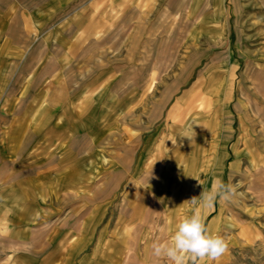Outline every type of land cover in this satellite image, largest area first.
<instances>
[{"label": "rangeland", "instance_id": "1", "mask_svg": "<svg viewBox=\"0 0 264 264\" xmlns=\"http://www.w3.org/2000/svg\"><path fill=\"white\" fill-rule=\"evenodd\" d=\"M55 11L54 17H42L37 28L30 19L26 22L27 18L12 17L0 42L7 39L9 45L26 49L13 62L46 65L69 51L71 66L65 77H70L65 84L76 93L85 88L95 93L97 75L112 79L109 90L118 95L124 113L109 116L91 143L84 138L76 141V153L89 155L94 161L93 194L105 188L118 190L125 207L139 202L140 221L153 222L156 238L164 239L174 234L173 224L180 214L184 217L198 210L205 218L212 211L200 206L203 190L211 191L218 181L231 185L235 190L232 198H217L215 202L219 207L215 233L227 241L228 248L211 264H264V166L253 168L242 161L237 168L227 169L226 182L222 169L225 154L218 149L213 165L211 148L202 135L214 122L201 112L211 108V98L217 111L227 109L231 99V24L242 36L247 33V37L264 41V0H61ZM47 29L56 32L49 42L41 37ZM202 90L208 96L203 97ZM133 92L140 95L134 106L130 100ZM251 108L258 109L254 103ZM196 111L186 121L182 141L171 152L177 158L172 157L173 164L167 169L178 170L177 174L171 180L156 181L155 204L145 205L141 195L147 181H129L133 134L146 131L163 117L170 125ZM226 115L230 126L231 117ZM248 120L264 145V117ZM250 153L252 162L259 164L258 157ZM104 172L108 175L99 180ZM193 197H197L196 205L190 202ZM168 222L173 226L171 231L163 230V223ZM0 249V253L5 252ZM149 264L168 262L155 259Z\"/></svg>", "mask_w": 264, "mask_h": 264}, {"label": "crops", "instance_id": "2", "mask_svg": "<svg viewBox=\"0 0 264 264\" xmlns=\"http://www.w3.org/2000/svg\"><path fill=\"white\" fill-rule=\"evenodd\" d=\"M60 3L61 0H0V40L12 17L27 18L26 22L30 19L37 28L42 17L57 15L54 10ZM234 20L239 21L237 17ZM55 33L47 29L41 37L49 42ZM241 34L231 24V99L227 109L217 111L209 96L211 108L201 111L214 122L204 128L202 135L211 148L213 165L218 149L225 154L222 169L226 182L227 169L237 168L242 161L253 168L264 166V145L248 120L264 117V41ZM25 52L22 46L9 45L7 39L0 42V247L5 251L0 253V264L153 262L155 224L140 221L139 202H130V207L121 204L123 195L118 190L105 188L93 194L94 161L89 155L76 153L77 139L91 143L109 116L124 113L125 106L118 95L109 90L112 79L97 75L93 81L95 93H89V88L76 93L74 87L65 84L70 77H65V70L71 66L69 51L46 65L13 62L16 55ZM30 85L34 88L29 89ZM139 98L138 93H131L133 106ZM251 103L258 109L253 111ZM196 113L170 125L163 117L146 131L133 134L129 181H147L141 195L145 205L156 201V181L171 180L177 174L178 170L167 169L173 164L172 157L177 158L171 152L182 141L186 121ZM226 114L231 117L230 126L224 118ZM250 151L258 157L259 164L252 162ZM179 162L183 167L184 159ZM102 175L99 180L108 173ZM127 194L136 197L133 192ZM218 210L214 204L204 218L207 227ZM182 216L173 224L175 229ZM163 224V230L173 228L171 222Z\"/></svg>", "mask_w": 264, "mask_h": 264}, {"label": "clouds", "instance_id": "3", "mask_svg": "<svg viewBox=\"0 0 264 264\" xmlns=\"http://www.w3.org/2000/svg\"><path fill=\"white\" fill-rule=\"evenodd\" d=\"M231 185L215 182L211 191L203 190L199 196L200 206L214 207L217 198L230 200L234 195ZM190 202L197 204V197ZM228 248L227 241L219 234L210 232L200 211L182 217L176 224L174 234L167 239H157L151 244L152 255L168 264H199L202 260L217 261Z\"/></svg>", "mask_w": 264, "mask_h": 264}, {"label": "bare ground", "instance_id": "4", "mask_svg": "<svg viewBox=\"0 0 264 264\" xmlns=\"http://www.w3.org/2000/svg\"><path fill=\"white\" fill-rule=\"evenodd\" d=\"M204 94V93H203ZM203 96V95H202ZM199 99V98H198ZM208 99V98H207ZM215 103V102H214ZM208 104V103H207ZM204 107V106H203ZM223 208V207H222ZM221 213V210H220ZM217 217H215V219H213L210 223L209 226V231L215 233V228L217 226ZM208 261L207 260H202L199 264H206Z\"/></svg>", "mask_w": 264, "mask_h": 264}]
</instances>
